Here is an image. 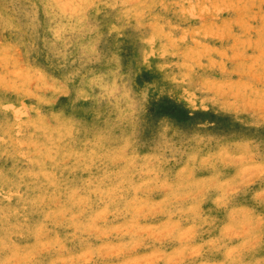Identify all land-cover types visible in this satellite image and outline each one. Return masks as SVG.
<instances>
[{
	"label": "clouds",
	"instance_id": "clouds-1",
	"mask_svg": "<svg viewBox=\"0 0 264 264\" xmlns=\"http://www.w3.org/2000/svg\"><path fill=\"white\" fill-rule=\"evenodd\" d=\"M0 264H264V0H0Z\"/></svg>",
	"mask_w": 264,
	"mask_h": 264
},
{
	"label": "rangeland",
	"instance_id": "rangeland-1",
	"mask_svg": "<svg viewBox=\"0 0 264 264\" xmlns=\"http://www.w3.org/2000/svg\"><path fill=\"white\" fill-rule=\"evenodd\" d=\"M113 42H115V39L114 38H111L110 41H109V43L111 44ZM129 45H130V41L128 39H123L122 38L121 50H122V54L125 57L131 55V49H130V46ZM145 59H148V57L146 56ZM63 100H64V98L62 97L61 98V101H63ZM191 104H192V108H193L194 111L195 110H198V106L195 103V101H192ZM259 134L260 133H257V135H259ZM208 207H211V205H205V208H208Z\"/></svg>",
	"mask_w": 264,
	"mask_h": 264
}]
</instances>
